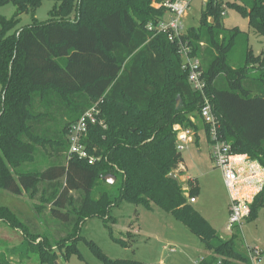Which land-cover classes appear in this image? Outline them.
Listing matches in <instances>:
<instances>
[{"label": "trees", "instance_id": "16d2710c", "mask_svg": "<svg viewBox=\"0 0 264 264\" xmlns=\"http://www.w3.org/2000/svg\"><path fill=\"white\" fill-rule=\"evenodd\" d=\"M41 1L0 0V9L16 8L11 19L0 16V190L34 198L44 186L40 203L50 206L48 219L62 225L64 235L58 231L57 239H50L32 233L17 212L0 204V220L24 237L19 247L0 253V264L29 254L56 264V251L65 261L80 258L81 225L101 219L113 237L110 211L123 201L160 208L185 225L212 253L195 264H245L244 255L234 250L235 237L222 240L188 203L181 184L168 177L183 163L175 125L192 127L190 118L198 117L210 138L200 117L203 96L188 83L177 44L147 30L164 11L153 8L154 0H61L44 23L17 28L20 16H33ZM225 7L264 37V0H207L198 27L189 28L183 40L200 60L220 139L234 155H246L264 168V53L254 55L239 28L224 27ZM96 103L103 125H90L83 140L94 158L90 165L69 156L67 135ZM108 178L115 179L111 192L102 188ZM187 183L188 198H195L196 179ZM260 209L264 185L246 221ZM35 210L41 217V207ZM90 248L105 264H141L112 261L95 245Z\"/></svg>", "mask_w": 264, "mask_h": 264}, {"label": "rangeland", "instance_id": "374dc122", "mask_svg": "<svg viewBox=\"0 0 264 264\" xmlns=\"http://www.w3.org/2000/svg\"><path fill=\"white\" fill-rule=\"evenodd\" d=\"M222 1L225 4L235 2V0ZM60 2L61 0H42L33 16L31 12H25L20 16L17 28L29 26L33 21L44 23L49 18V11L54 5H59ZM202 7L201 0L192 2L191 8L187 11V16L184 19L187 31L189 28L198 27ZM15 10L16 8L12 4L3 6L0 9V16L11 19ZM222 22L226 29L239 28L248 35V44L254 55L264 53V37L256 34L248 26L247 19H243L236 11L225 7ZM241 48L234 52L233 58L235 60L240 59ZM179 102L177 106H179ZM97 106L98 103L94 107L97 108ZM190 122L192 127L184 128L181 126L182 129H189L192 131L191 133H194V136L189 138L188 148L180 152L184 158L186 169L181 172L179 165L178 169L173 172L181 184L188 203L187 191L189 185L187 181L189 178L187 177L189 176L196 179L199 188L195 197L196 203L190 204L210 224L222 240L234 236V250L242 255L246 254L248 248L258 247L264 250L263 209L258 211L252 221L247 222L245 220L241 226H237L232 231H227L231 203L230 191L224 184L222 170L217 168L211 159V147L206 143L202 134L198 140L197 133L202 131L201 120L198 117H191ZM31 166L29 165V167ZM25 168L27 169V166ZM244 179L246 181L247 178ZM113 183H115V179L109 178L108 184H103L102 188L111 192L113 188H116V185H111ZM263 185H261V189ZM43 188L44 186H40V192L34 198H31L25 192L20 196H15L0 190V204L17 212L20 220L28 225L32 233H41L50 239H57L58 231L61 232V235H64L62 225L57 221L48 219L50 206L47 203H40ZM261 189L257 193L253 190L256 193L255 195H253V192L248 193V196L252 194L251 198H248L250 205ZM73 195L78 197V193ZM35 206L41 207V217L36 213ZM110 216L115 221L111 228L113 237L101 219H88L80 227L82 238L77 242L80 258L77 255H71L65 261L61 256L62 252L54 249L58 255L55 263L105 264L91 250L90 244L95 245L109 260H125L141 264H195L212 256V253L204 247L196 235L172 214L160 208L147 209L123 201L119 206L111 209ZM113 238L123 240L126 247H123ZM23 240L24 237L21 232L0 220V253L6 254L12 248L19 247ZM11 260V264H44L41 263L39 256L36 254H29L25 258L16 255ZM232 261L240 264L237 260Z\"/></svg>", "mask_w": 264, "mask_h": 264}, {"label": "built area", "instance_id": "2783aa9c", "mask_svg": "<svg viewBox=\"0 0 264 264\" xmlns=\"http://www.w3.org/2000/svg\"><path fill=\"white\" fill-rule=\"evenodd\" d=\"M194 0H154L153 8L162 9L163 17L156 24L150 23L147 30L153 34H166L169 41L176 43L178 55L181 59V69L187 72L188 83L195 92L203 96V105L200 109V117L204 124L209 128V138L211 147V159L215 166L222 170L224 184L230 191L231 203L229 206V218L227 231H232L237 226H241L250 213V202L245 197H239L238 192L241 186L250 185L259 179L256 172L251 171L243 180L238 164L231 152V146L220 139L218 135V123L212 113L209 99L205 95L206 82L203 77L200 60L192 55V49L187 40L183 37L187 35L184 19L187 11L191 8ZM203 6L207 0H201ZM224 15V13L222 14ZM98 112L95 107L85 112L75 123L69 127L67 142L69 156H76L80 160H87L88 164L94 162L83 145V140L87 135L90 125L100 124L97 120ZM176 132V150L180 153L188 148L189 138L194 136L189 129H182L180 125L174 126ZM243 180V181H242ZM195 198L189 199V203H194ZM244 257L247 259L245 264H264V250L255 247L248 248ZM220 264V263H218Z\"/></svg>", "mask_w": 264, "mask_h": 264}, {"label": "crops", "instance_id": "0c3cea01", "mask_svg": "<svg viewBox=\"0 0 264 264\" xmlns=\"http://www.w3.org/2000/svg\"><path fill=\"white\" fill-rule=\"evenodd\" d=\"M259 55V54H256V56ZM204 133V135H203ZM202 134V136H204V139L206 141V143L210 146V143L207 139V136L204 132V129L202 128V131L198 132L197 133V137H198V140H199V136ZM235 162L236 164H238V168L240 170V173H241V177L242 179L246 178L251 171H254L256 172V174L258 175L259 179L257 181H262L261 183L260 182H252L250 185H242L241 186V189L239 190L238 192V195L239 197H245V198H251L252 194H245V191L247 190H255L256 193L261 189V185H263L264 183V168H262L256 161H253L251 159H249L246 155H236L235 157ZM180 171L183 172V170L185 171L186 167L184 166V158H183V163L180 164V167H179ZM189 179H193V178H190L189 176L187 177ZM244 188V190H242ZM256 193L253 192V195H255ZM196 203V201L194 202Z\"/></svg>", "mask_w": 264, "mask_h": 264}, {"label": "water", "instance_id": "95a60500", "mask_svg": "<svg viewBox=\"0 0 264 264\" xmlns=\"http://www.w3.org/2000/svg\"><path fill=\"white\" fill-rule=\"evenodd\" d=\"M178 102H179V100H178ZM168 177H169V179H171V180H173L175 182H178V179H177V177H176V175L174 173H171ZM110 179H114V178H110ZM107 180L109 182V178Z\"/></svg>", "mask_w": 264, "mask_h": 264}, {"label": "bare ground", "instance_id": "6f19581e", "mask_svg": "<svg viewBox=\"0 0 264 264\" xmlns=\"http://www.w3.org/2000/svg\"><path fill=\"white\" fill-rule=\"evenodd\" d=\"M250 192H253V190H247V191H245V194H248V193H250Z\"/></svg>", "mask_w": 264, "mask_h": 264}]
</instances>
